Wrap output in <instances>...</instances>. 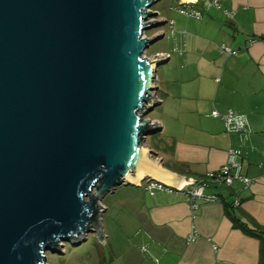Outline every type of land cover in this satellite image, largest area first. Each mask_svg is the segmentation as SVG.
Returning a JSON list of instances; mask_svg holds the SVG:
<instances>
[{
    "label": "water",
    "instance_id": "1",
    "mask_svg": "<svg viewBox=\"0 0 264 264\" xmlns=\"http://www.w3.org/2000/svg\"><path fill=\"white\" fill-rule=\"evenodd\" d=\"M160 1L0 0V264L104 238L119 187L190 182L145 144L160 127L147 115L167 58L145 56L165 37L146 36L166 24Z\"/></svg>",
    "mask_w": 264,
    "mask_h": 264
},
{
    "label": "crops",
    "instance_id": "2",
    "mask_svg": "<svg viewBox=\"0 0 264 264\" xmlns=\"http://www.w3.org/2000/svg\"><path fill=\"white\" fill-rule=\"evenodd\" d=\"M221 3L234 20L198 6L201 20L176 10L168 21L174 22L170 42L157 53L167 57L156 81L159 139L150 147L166 170L189 181L220 170L234 150L253 182L210 188L206 193L219 200L200 202L196 211L184 195L150 192L144 182L119 187L111 264H260V241L243 228L264 227V0ZM224 44L238 55L225 54ZM215 110L245 118L246 132L227 133L223 121L212 117ZM231 205L235 210L227 209ZM193 233L196 240L188 242Z\"/></svg>",
    "mask_w": 264,
    "mask_h": 264
},
{
    "label": "built area",
    "instance_id": "3",
    "mask_svg": "<svg viewBox=\"0 0 264 264\" xmlns=\"http://www.w3.org/2000/svg\"><path fill=\"white\" fill-rule=\"evenodd\" d=\"M177 9L178 13L188 17L192 20H201L203 18V12L196 7L202 6L205 11L217 10L222 12L228 20H234L235 13L232 11L223 10L221 0H196L189 3H180ZM173 29L174 22H167ZM221 50L227 55H238V51L233 50L228 45H222ZM177 51V49L175 50ZM164 58H167L164 56ZM212 117L220 118L225 127L227 133L242 134L246 132L248 122L242 116L230 111L226 114H220L218 111L212 112ZM159 129V128H158ZM230 160L217 172L209 173L204 178L199 180H192L182 185H172L156 181H145L146 190L150 192H166L182 194L186 197L190 204L192 211H196L199 208V203H214L219 200V196L216 193L207 194L206 191L212 187L221 185L227 188L232 187L235 182L242 183L245 187H249L252 184V180L249 179L243 171L241 163L235 160L236 152L234 150L229 151ZM240 201L235 199L234 206L238 207ZM197 238V234H192L189 237L188 242H193Z\"/></svg>",
    "mask_w": 264,
    "mask_h": 264
},
{
    "label": "rangeland",
    "instance_id": "4",
    "mask_svg": "<svg viewBox=\"0 0 264 264\" xmlns=\"http://www.w3.org/2000/svg\"><path fill=\"white\" fill-rule=\"evenodd\" d=\"M178 8V0H161L151 10L159 13L158 19L160 21L168 22ZM159 32L165 33V37L150 46L145 55L147 58L157 56V53L165 50L167 43L170 42L171 33L168 23L158 29L148 31L146 36L149 39H153ZM159 108L157 107L153 112L148 114L147 118L154 121L158 116ZM155 134L152 133L148 136L146 145L154 147L155 143L157 144L159 138ZM143 186L146 188L145 182ZM119 192L120 189L118 188L116 196L114 193H109L102 201V205L105 208L102 216L104 238L98 239L97 234L90 233L84 237L85 239H82L79 245H74L69 242L63 243V248H61L60 253H47V264H111L112 254L109 252L108 243L109 241H115L116 237L118 239V236L115 237L114 233L118 229L116 226L117 221L121 218V213L116 215L117 210L112 205L119 196ZM107 209L109 210L107 211Z\"/></svg>",
    "mask_w": 264,
    "mask_h": 264
},
{
    "label": "trees",
    "instance_id": "5",
    "mask_svg": "<svg viewBox=\"0 0 264 264\" xmlns=\"http://www.w3.org/2000/svg\"><path fill=\"white\" fill-rule=\"evenodd\" d=\"M227 209L235 210V207L233 205H231ZM236 209H239V208L236 207ZM228 213H229V211H228ZM230 214H233V212L230 213ZM231 219L236 223L235 216L234 217L232 216ZM255 225L256 226L253 229H251V230H245L244 228H243V230L248 235L257 238L260 241V264H264V227H261V226H259L257 224H255Z\"/></svg>",
    "mask_w": 264,
    "mask_h": 264
},
{
    "label": "bare ground",
    "instance_id": "6",
    "mask_svg": "<svg viewBox=\"0 0 264 264\" xmlns=\"http://www.w3.org/2000/svg\"><path fill=\"white\" fill-rule=\"evenodd\" d=\"M194 1H196V0H187V1L183 2V3H189V2H194ZM158 179L161 180L162 182H166L167 184H173V185H176V186L183 184V181L176 184V182L174 180H172L170 177H163L162 176V177H158Z\"/></svg>",
    "mask_w": 264,
    "mask_h": 264
}]
</instances>
